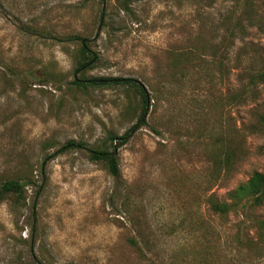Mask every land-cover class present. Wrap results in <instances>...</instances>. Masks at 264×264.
Returning <instances> with one entry per match:
<instances>
[{
    "label": "rangeland",
    "instance_id": "rangeland-1",
    "mask_svg": "<svg viewBox=\"0 0 264 264\" xmlns=\"http://www.w3.org/2000/svg\"><path fill=\"white\" fill-rule=\"evenodd\" d=\"M99 77L143 82L146 122L134 88L73 84ZM111 135L119 176L56 153ZM255 172L264 0H0V182H30L0 200V264H264V205L212 207Z\"/></svg>",
    "mask_w": 264,
    "mask_h": 264
},
{
    "label": "trees",
    "instance_id": "trees-1",
    "mask_svg": "<svg viewBox=\"0 0 264 264\" xmlns=\"http://www.w3.org/2000/svg\"><path fill=\"white\" fill-rule=\"evenodd\" d=\"M81 51L84 56L87 55L90 57V60L82 61L80 65L76 67V71H80L85 68L92 60H94V57L91 55L86 43H83ZM73 84L78 86L80 89L87 90L92 87H108L115 85H125L134 88L139 92L142 100V111L139 115V121L143 123L146 122V117L151 106V98L147 87L140 80L131 77L79 78L75 79ZM111 140H115V144L112 143V146L114 147L113 150L88 148L86 144L82 142L70 140L65 145L60 147L56 153L65 152L72 148L88 149L91 160L104 163L110 174L113 176H119L120 162L117 148L127 142L128 136L125 135L117 137L115 135H111L110 141ZM29 184L30 182L20 178L2 180L0 182V200H4L9 196H14V198L19 200L23 196V193ZM229 196L232 199V203L228 204L227 202L212 201L213 209L222 214H227L232 208L237 207L242 203L264 205V172H255L248 182L241 184L235 190L230 191Z\"/></svg>",
    "mask_w": 264,
    "mask_h": 264
}]
</instances>
